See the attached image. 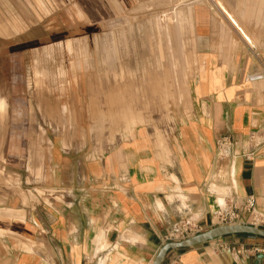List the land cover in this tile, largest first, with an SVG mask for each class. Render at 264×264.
<instances>
[{
	"label": "crops",
	"instance_id": "crops-1",
	"mask_svg": "<svg viewBox=\"0 0 264 264\" xmlns=\"http://www.w3.org/2000/svg\"><path fill=\"white\" fill-rule=\"evenodd\" d=\"M208 1L190 2L184 14L178 10L173 16L174 26L182 27L186 20L195 31L192 71L182 52L169 51L174 48L169 39L167 47L164 44L165 72L174 74L178 62L186 79L188 111L174 114L160 131L139 126L102 151L78 128L70 135L51 134L49 147H7V160L0 161V264H153L176 222L189 218L200 232L211 229L213 213L224 199L253 196L264 214V77L247 79L250 73L264 75V0H235L238 14L222 0L218 5L222 3L223 11ZM248 1L262 29L255 27L256 19L247 18L248 32L241 25V18L248 16ZM68 2L71 17L91 28L143 10H177L174 0ZM40 3L49 9L43 0ZM215 14L237 33L228 32L225 20ZM164 29L160 34L170 31L172 37L173 28L165 23ZM90 35L56 40L20 56L24 70L45 74L40 76L45 85L51 82L46 89L70 95L65 100L50 94L39 98L42 113L35 119L22 115V121L91 120L88 104L76 95L83 86L78 73L94 72L102 56L84 43H73L87 41ZM64 41L74 49L68 50ZM159 45L158 40L152 50L156 63ZM190 72L194 77L188 83ZM65 107L80 113L64 114ZM223 137L247 146L253 158H221L217 143ZM248 222L245 215L241 223ZM257 248L264 249V238L233 234L177 252L183 264H264V253ZM259 254L263 257L257 260Z\"/></svg>",
	"mask_w": 264,
	"mask_h": 264
},
{
	"label": "rangeland",
	"instance_id": "rangeland-1",
	"mask_svg": "<svg viewBox=\"0 0 264 264\" xmlns=\"http://www.w3.org/2000/svg\"><path fill=\"white\" fill-rule=\"evenodd\" d=\"M43 1L49 9L44 10L40 0H0V161L6 162L4 151L13 144L17 147L30 145L32 149L34 146L45 147L46 143L49 147L47 142L51 134L70 135L77 128L83 132V138L87 131L102 151L120 138L130 137L139 126L148 124L160 131V128L172 121L174 114L188 111L189 90L185 88L186 79L179 72L178 62L174 65V74L168 75L165 72V45L167 47L169 39V45L174 47L169 51L175 54L182 52L188 69L193 70L195 31L186 20L181 22L182 27L174 26L176 19L173 16L178 10L184 14L186 4L190 2L204 1L208 4V0H182L179 4L174 0L177 10H143L139 15L116 18L99 28L83 26L71 17L74 12L70 10L69 0ZM222 2L230 12L239 13L240 7L235 0ZM253 6L252 1L247 2L248 16L240 20L246 32L247 18L252 21L256 19ZM165 14L170 19L168 17L165 20ZM215 15L225 20L228 32L237 33L236 29L229 27L228 20L223 19L222 15ZM261 19L255 20L259 23L255 26L258 29H262ZM252 21L249 24L251 28ZM165 23L173 28L172 37L170 31L169 34H160L165 30ZM86 33L91 34L87 41L73 40V43H84L86 49L99 51L102 56L94 72L78 73L79 83L83 86L76 90V95L88 104L91 120L58 123L22 121V115L35 119L42 113L39 98L50 94L65 100L70 95H65L63 90L46 89L51 86V82L48 80L45 85L42 78L45 74L39 71L29 73L30 57L25 59L28 68L24 70L20 64L23 58L20 56L25 52H36L56 40ZM158 40L161 57L156 63L151 58ZM63 43L67 44L68 50L74 49L71 43ZM187 77L189 83L194 75L190 72ZM86 109L87 106L84 113H87ZM63 111L68 115L80 113L74 107H65ZM2 173L6 174L5 171Z\"/></svg>",
	"mask_w": 264,
	"mask_h": 264
},
{
	"label": "built area",
	"instance_id": "built-area-1",
	"mask_svg": "<svg viewBox=\"0 0 264 264\" xmlns=\"http://www.w3.org/2000/svg\"><path fill=\"white\" fill-rule=\"evenodd\" d=\"M264 77L261 73H250L247 79L251 82L260 80ZM218 153L221 158L230 155L242 156L246 159H252L254 153L246 147H242L239 141H234L229 137H223L217 143ZM245 215H249L251 225L260 228L264 225V214L257 208L255 198L248 196L244 200L236 197L224 199L223 203H218L217 209L213 213V219L216 226L242 224L241 220ZM200 232V229L189 218H184L176 222L164 237L165 243L170 241H181L194 236ZM257 253H264V249H256ZM163 264H183L180 254L177 250H170L166 254Z\"/></svg>",
	"mask_w": 264,
	"mask_h": 264
},
{
	"label": "water",
	"instance_id": "water-1",
	"mask_svg": "<svg viewBox=\"0 0 264 264\" xmlns=\"http://www.w3.org/2000/svg\"><path fill=\"white\" fill-rule=\"evenodd\" d=\"M233 234H248L253 237L258 236L264 238V229L246 224L216 226L204 232H200L194 236H191L187 239L181 241H170L165 243L158 251L153 261V264H162L166 254L170 250L192 247L198 244H202L217 238ZM262 257L263 255L259 254L257 256V260H260Z\"/></svg>",
	"mask_w": 264,
	"mask_h": 264
},
{
	"label": "bare ground",
	"instance_id": "bare-ground-1",
	"mask_svg": "<svg viewBox=\"0 0 264 264\" xmlns=\"http://www.w3.org/2000/svg\"><path fill=\"white\" fill-rule=\"evenodd\" d=\"M211 1L217 3V5H218V3H219V2H218L219 0H211ZM218 6L222 9V7H221V6H222V3H221V6H220V5H218ZM223 6H224V5H223ZM221 9H220V10H221ZM223 9H224V8H223ZM223 9H222L221 11H223ZM224 12H225V11H224ZM233 22H234V21H233ZM234 23H235V22H234ZM0 103L2 104L1 101H0Z\"/></svg>",
	"mask_w": 264,
	"mask_h": 264
}]
</instances>
